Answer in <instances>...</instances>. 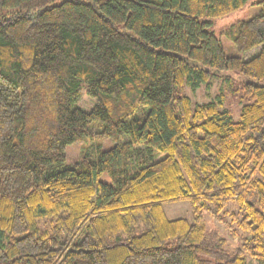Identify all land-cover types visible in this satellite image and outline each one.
Returning a JSON list of instances; mask_svg holds the SVG:
<instances>
[{"label":"trees","instance_id":"1","mask_svg":"<svg viewBox=\"0 0 264 264\" xmlns=\"http://www.w3.org/2000/svg\"><path fill=\"white\" fill-rule=\"evenodd\" d=\"M248 1L0 0V264H264V0L236 56L210 31ZM93 124L113 148L63 167Z\"/></svg>","mask_w":264,"mask_h":264},{"label":"rangeland","instance_id":"2","mask_svg":"<svg viewBox=\"0 0 264 264\" xmlns=\"http://www.w3.org/2000/svg\"><path fill=\"white\" fill-rule=\"evenodd\" d=\"M255 1L257 0H249L248 3L241 9L216 19L213 26L210 28V31H212L214 35L220 40L221 46L226 56H236L237 51L231 39L222 32L237 21L248 20L255 16L260 9L258 5H252V3ZM256 52L257 49H253L246 55H243L242 58L247 60ZM220 90H223L221 80L218 78H212L210 87L208 89L205 87V85H202L194 94H191L189 90L187 91V94L193 103L200 104L214 100L215 96L220 92ZM96 103V99L89 97L85 91H83L76 101L75 107L83 111H90ZM223 108L230 112L233 121L237 122L239 120L240 104L238 103V99L227 95ZM94 128H96V124L92 125L91 132L93 133L91 135L88 134L81 142L74 143L66 147L63 167L72 166L84 158L94 161L101 152H105L113 148L114 143L110 139L100 138L94 135ZM98 180L103 183L111 184L110 178L105 173L99 176ZM163 207L168 219L183 218L188 221H192L191 207L189 202L186 200L169 202L164 204ZM234 208L235 206H230L227 210L230 211ZM204 217L207 232H217L221 237L227 239L230 248H233L237 244V241L233 239L228 232V218H226L225 224L215 218L210 217L207 214H204Z\"/></svg>","mask_w":264,"mask_h":264}]
</instances>
